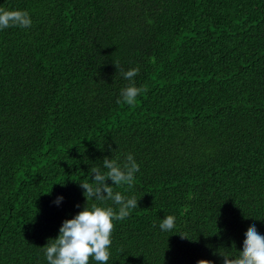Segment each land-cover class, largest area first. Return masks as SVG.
<instances>
[{
    "label": "trees",
    "instance_id": "obj_1",
    "mask_svg": "<svg viewBox=\"0 0 264 264\" xmlns=\"http://www.w3.org/2000/svg\"><path fill=\"white\" fill-rule=\"evenodd\" d=\"M0 7L32 20L0 30V264H48L43 247L85 206L118 213L80 183L128 154L132 188L106 183L138 207L113 221L108 264H223L249 227L264 235V0ZM133 82L148 91L129 106Z\"/></svg>",
    "mask_w": 264,
    "mask_h": 264
},
{
    "label": "clouds",
    "instance_id": "obj_2",
    "mask_svg": "<svg viewBox=\"0 0 264 264\" xmlns=\"http://www.w3.org/2000/svg\"><path fill=\"white\" fill-rule=\"evenodd\" d=\"M31 25L32 20L27 11H8L0 7V30L10 27L27 29ZM115 67L118 70V66ZM138 74V67L122 73L124 79L129 81H133ZM147 91V86L138 88L133 82L121 89L120 96L123 103L134 106L137 103L136 98ZM117 159L106 157L103 160L106 172H101L99 167L90 168L89 176L94 174L93 181L82 182L80 187L84 190L86 201L94 199L102 204L111 200L119 206L118 213L112 207H101L93 203L90 208L85 206L74 218L63 221L58 237L50 240L51 243L43 247L48 264H90L92 260L97 264H108L112 233L115 228L113 221L126 219L130 215V210L138 207L135 197L127 198L120 192H115L113 186L106 183L110 180L112 185L117 187L127 185L128 189L133 186L139 165L132 154L126 156L123 166L117 163ZM62 200L63 197H58L55 203L59 205ZM159 227L161 231L173 230L175 217L172 215L164 217ZM244 236L242 251H239L236 258L222 256L223 264H264V235H261L253 225L247 229ZM197 264H212V262L201 259Z\"/></svg>",
    "mask_w": 264,
    "mask_h": 264
}]
</instances>
